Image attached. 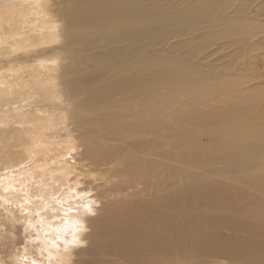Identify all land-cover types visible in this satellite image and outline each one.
Returning <instances> with one entry per match:
<instances>
[{
    "label": "bare ground",
    "instance_id": "1",
    "mask_svg": "<svg viewBox=\"0 0 264 264\" xmlns=\"http://www.w3.org/2000/svg\"><path fill=\"white\" fill-rule=\"evenodd\" d=\"M65 1L0 3V171L9 170L0 177V214L11 236L21 224L26 240L18 255L26 249L37 264L70 257L72 264H264V134L239 123L223 129L219 151L240 162L219 169L226 174L214 187L208 181L174 188L171 166H146L145 149L154 141L121 140L152 134L156 114L177 100L172 91L204 74L171 72L170 64L184 65L187 54L176 61L146 56L141 38L162 36L171 22L169 16L160 22L165 9L144 6L152 0H79L62 11ZM201 2L172 13L215 18L213 2ZM222 4L225 12L227 0ZM213 18L208 27L221 29L211 38L233 43L253 33ZM79 43H85L79 61L91 58V71L71 56ZM157 85L165 86L159 95ZM93 87L92 98L84 97ZM246 111L242 106L232 119ZM189 118L200 119L193 112ZM247 119L264 125V118ZM70 149L75 165L65 159ZM200 157L179 159L198 164ZM81 240L86 247H76Z\"/></svg>",
    "mask_w": 264,
    "mask_h": 264
},
{
    "label": "rangeland",
    "instance_id": "2",
    "mask_svg": "<svg viewBox=\"0 0 264 264\" xmlns=\"http://www.w3.org/2000/svg\"><path fill=\"white\" fill-rule=\"evenodd\" d=\"M5 1L12 0H0V3ZM198 1L152 0V2H143L144 6L153 3L159 9H165L159 16L161 23L166 20L167 16L171 19L166 31L162 30L163 33L165 32L162 36L151 34L141 38L144 53H147L146 56L165 57L176 61L184 59V54H187L185 60L188 62L182 63L184 65H180L177 61L175 64H170L172 65L171 72L185 76L183 70H186L190 75L204 74L205 77L198 78L195 83L193 81L194 84L191 86L180 87L172 91L174 97L178 96L177 100L170 104L167 110L164 109L161 114H156L155 131L152 134L138 132L136 135L121 140V143L124 141V143L129 144L138 141L144 146L150 140L154 141L152 148L147 147L145 149L146 166H171L172 175H174L173 187L179 190L190 183L208 181L214 187L222 179L221 174H226V171L220 172L219 169H226V166H236L240 162V159L232 163L226 161L227 157L219 151L217 140L223 129L232 128L234 123H239V129L252 133L251 129L253 128L254 133L264 134V125L258 124L252 127L253 123H249L247 119L249 117L264 118V0H227L225 12L219 9L223 6V0H206L213 2L208 9L213 11L218 9L215 12V18H205L207 15L203 17L202 15H185V17L173 15L171 7L178 8L181 4H195ZM201 1L204 5V0ZM78 3L79 0H66L60 8L63 11V8L66 10ZM59 11L61 12L58 10L51 16L54 15L53 18L59 17L56 15ZM212 18L215 19V23L224 18L235 24L251 27L253 33L251 37L233 41V43L224 36L211 38L213 32H219L221 29V26L208 27V22H211ZM251 24L252 26H250ZM151 26L152 24H149L147 28ZM95 39L100 42L99 39ZM84 44L79 43L71 56H74L81 67L84 68L89 65L91 68L89 71H91L95 68L91 58H87V62L79 61V56H81L79 52ZM191 48L196 50L193 55L188 54ZM94 51H97V48L89 53L93 54ZM62 62L64 60L57 63L61 65ZM97 66L103 67V65ZM82 72L78 76L87 73L84 72V69ZM157 74L161 75V73ZM235 79L239 82H236ZM97 85L100 84L97 83L95 86ZM94 87L84 90L86 92L84 97L90 96L92 98L91 91ZM154 87L157 95L165 89V86L161 85ZM145 90L146 88L140 89L142 92ZM242 106L247 111L240 114L236 119H232V114H236ZM70 108H72L71 103L66 109L69 110ZM93 112L97 113L95 110ZM190 112L196 113L200 119L189 118ZM221 112H224L230 119L220 120L221 115L219 113ZM243 141L250 145L249 142L252 141V138H243ZM230 146L237 147L235 143L234 145L230 144ZM72 149L68 150L65 159L71 165H75L72 158L74 150ZM130 149L129 146L126 151ZM241 150L244 154L247 153L245 148ZM181 156L184 158L201 157L200 162L194 164V161L184 162L180 160ZM249 160L243 158L242 161L247 162L243 166H250L248 162L251 160ZM7 171L9 170L0 171L2 173L0 177L4 176ZM231 181L234 182L232 178ZM224 182L227 183L229 180L225 178ZM235 183L238 189L244 186L239 182ZM59 195L62 194L59 193ZM7 231L10 232L11 229L8 223L3 221L0 214V261L3 264L9 262L10 255L19 254V250L25 245L26 240L20 223H16L13 227L12 236Z\"/></svg>",
    "mask_w": 264,
    "mask_h": 264
},
{
    "label": "clouds",
    "instance_id": "3",
    "mask_svg": "<svg viewBox=\"0 0 264 264\" xmlns=\"http://www.w3.org/2000/svg\"><path fill=\"white\" fill-rule=\"evenodd\" d=\"M82 231L85 232V233L87 231H89V229H88L86 224L83 226ZM32 242L33 241H26V244L27 243H32ZM86 246H87V241L86 240H81L80 244L77 245L76 247H86ZM71 247H73V246L69 245L68 247H66L64 249V251L68 252ZM41 252H42V250H41ZM8 259L10 261V264H37L36 261H29L26 249L20 255L13 254ZM73 259H74V257H70L67 261H64V260L61 259V260L58 261V264H72V260ZM0 264H3V262L0 261ZM46 264H53L52 258H49L46 261Z\"/></svg>",
    "mask_w": 264,
    "mask_h": 264
}]
</instances>
